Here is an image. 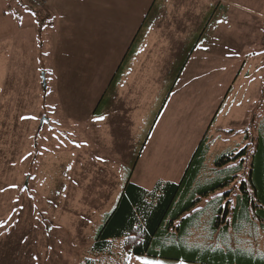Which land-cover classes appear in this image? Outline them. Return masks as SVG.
Instances as JSON below:
<instances>
[{
    "label": "rangeland",
    "instance_id": "374dc122",
    "mask_svg": "<svg viewBox=\"0 0 264 264\" xmlns=\"http://www.w3.org/2000/svg\"><path fill=\"white\" fill-rule=\"evenodd\" d=\"M138 38L140 53L106 94ZM262 129L264 0H0V221H19L0 235V264L152 260L121 242L92 250L129 173L149 190L178 182L205 139L206 176L245 145L246 171ZM245 171L225 189L232 203ZM232 237L264 253L261 226Z\"/></svg>",
    "mask_w": 264,
    "mask_h": 264
},
{
    "label": "trees",
    "instance_id": "16d2710c",
    "mask_svg": "<svg viewBox=\"0 0 264 264\" xmlns=\"http://www.w3.org/2000/svg\"><path fill=\"white\" fill-rule=\"evenodd\" d=\"M138 41L139 38L131 42L106 94L117 87L132 59L138 55ZM103 97L96 107V115L103 107ZM256 142L246 171L249 148L245 145L223 151L214 160V177L210 179V173L206 176L210 169L206 165L209 142L205 139L196 148L178 182L159 181L149 190L132 182L130 172L115 206L95 234L92 250L101 254L121 242L127 255L152 260L189 264H264L261 253L247 252L231 242L233 233L240 232L245 224L264 229V129ZM242 170L247 177L242 179L232 203V193L225 189L243 173ZM221 191L225 193L221 194ZM217 193L220 195L216 196ZM212 195L215 196L209 199ZM206 199L209 200L206 206L198 209ZM210 205L213 208L209 212ZM204 217L205 224L202 223ZM198 231L205 232V237L197 240ZM192 235L196 240H190Z\"/></svg>",
    "mask_w": 264,
    "mask_h": 264
},
{
    "label": "snow or ice",
    "instance_id": "6c2138e0",
    "mask_svg": "<svg viewBox=\"0 0 264 264\" xmlns=\"http://www.w3.org/2000/svg\"><path fill=\"white\" fill-rule=\"evenodd\" d=\"M28 11L31 13V15L35 16L36 13L32 12L31 9L29 8ZM96 121H101L106 119L105 116H97L94 118ZM98 160L102 159V157H97ZM13 217H8L6 220L0 221V229L5 230V231H0V235H7L9 229L15 228L19 221H16L13 223ZM26 239V238H25ZM261 258L262 261H264V253H261ZM35 259V257H34ZM139 259V258H138ZM143 264H163V261H156V260H143ZM180 264H185L184 261H180Z\"/></svg>",
    "mask_w": 264,
    "mask_h": 264
},
{
    "label": "crops",
    "instance_id": "0c3cea01",
    "mask_svg": "<svg viewBox=\"0 0 264 264\" xmlns=\"http://www.w3.org/2000/svg\"><path fill=\"white\" fill-rule=\"evenodd\" d=\"M50 1H51V0H50ZM132 41H133V40H132ZM130 44H131V43H130ZM130 44L127 45V47L123 49L122 53L119 54V55H120V57H119V59H118V61H119L118 64H119V65L121 64V62H122V60H123V58H124V56H125V54H126V52H127L128 47L130 46ZM140 51H141V48L139 49V51H138L137 54H139ZM135 57H137V55H136ZM132 60H134V58H133ZM131 62H132V61H131Z\"/></svg>",
    "mask_w": 264,
    "mask_h": 264
},
{
    "label": "built area",
    "instance_id": "2783aa9c",
    "mask_svg": "<svg viewBox=\"0 0 264 264\" xmlns=\"http://www.w3.org/2000/svg\"><path fill=\"white\" fill-rule=\"evenodd\" d=\"M36 1V0H35ZM44 0H37V2L39 3V4H41V2H43Z\"/></svg>",
    "mask_w": 264,
    "mask_h": 264
},
{
    "label": "water",
    "instance_id": "95a60500",
    "mask_svg": "<svg viewBox=\"0 0 264 264\" xmlns=\"http://www.w3.org/2000/svg\"><path fill=\"white\" fill-rule=\"evenodd\" d=\"M43 77H44V75H43ZM43 123V119L41 120V124Z\"/></svg>",
    "mask_w": 264,
    "mask_h": 264
}]
</instances>
